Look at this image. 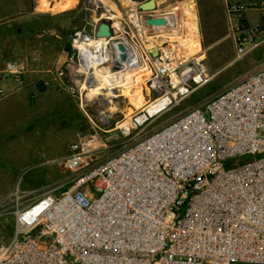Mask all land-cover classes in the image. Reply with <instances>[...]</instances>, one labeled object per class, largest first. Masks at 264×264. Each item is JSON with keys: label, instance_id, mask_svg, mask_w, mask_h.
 <instances>
[{"label": "built area", "instance_id": "built-area-1", "mask_svg": "<svg viewBox=\"0 0 264 264\" xmlns=\"http://www.w3.org/2000/svg\"><path fill=\"white\" fill-rule=\"evenodd\" d=\"M141 1L76 0L81 26L68 39L74 72L85 82L89 67L114 73L147 62L146 88L155 97L129 117L128 131L208 80L201 57L184 55L179 40L150 48L156 29H173L168 9L177 5L155 0V9L142 10ZM258 8L264 10L263 1L226 5L237 14ZM157 16L165 26L146 24ZM101 21L110 36L96 35ZM263 33V20L236 25V60ZM24 71L16 60L4 67L15 78ZM89 150L85 142L69 145L62 161L71 172L67 181L13 193L12 232L0 243V264H264V63L104 159ZM248 156L256 158L227 166Z\"/></svg>", "mask_w": 264, "mask_h": 264}, {"label": "rangeland", "instance_id": "rangeland-1", "mask_svg": "<svg viewBox=\"0 0 264 264\" xmlns=\"http://www.w3.org/2000/svg\"><path fill=\"white\" fill-rule=\"evenodd\" d=\"M43 1L53 4L56 0ZM228 1L159 0L161 7L177 5L169 8V13L186 16L183 29L188 35L179 40L178 46L185 54L201 57L208 80L179 105L154 118L142 129L130 128L128 131L119 126L146 100L148 103L155 97L146 88L148 79L145 75L150 67L145 65L146 72H140L130 65L124 71V75L132 78L144 76L139 87L141 96L118 91V96L111 97L107 93L108 98L102 97L98 94L102 93L101 87L108 92L109 86L119 83L110 80L107 84L92 85V88L99 86L97 89H88L84 75L74 72V51L68 39L81 26L80 8L79 5L73 7L74 0H60L66 9L59 12L42 6L40 0H0V82L5 89L0 96V243L7 241L12 232L11 199L17 189L27 191L56 185L71 177L62 161L72 142H85L90 153L97 159H104L264 63V42L236 60L233 38L236 25L243 21L255 23L261 18L254 19L259 14L256 9H248L242 14L228 12ZM233 1L252 3L256 7L264 2ZM189 4L194 10L189 9ZM155 32L163 37L162 33L166 34L163 44L173 41L175 35L170 28H158ZM9 60L24 63L26 70L20 79L15 80L14 76L4 72ZM147 76L149 78L150 74ZM119 89H122L120 85L117 86ZM136 99L144 103L139 104ZM256 157L232 159L227 166L240 165Z\"/></svg>", "mask_w": 264, "mask_h": 264}, {"label": "bare ground", "instance_id": "bare-ground-1", "mask_svg": "<svg viewBox=\"0 0 264 264\" xmlns=\"http://www.w3.org/2000/svg\"><path fill=\"white\" fill-rule=\"evenodd\" d=\"M75 3H76V0H74ZM173 12L177 13L178 11L177 10H174ZM182 15L184 16L183 19L182 18ZM177 15H171V19L173 21H176V22H173V30H174V33L175 35L172 37L173 38V41H176V40H183L188 34H187V31H179L181 30V28H183V24H185V15L182 14V13H179L178 14V17L175 18ZM196 17V16H195ZM180 21H179V19ZM175 19V20H174ZM184 20V21H182ZM195 20V24L198 28V22H197V18L194 19ZM186 25L189 26V21L186 22ZM181 27V28H179ZM154 33V32H153ZM161 34H156L155 37H156V41L157 43L156 44H151L150 45V48H157L161 45H163V42H164V39L166 37V34L163 32L162 35L163 36H160ZM160 38V39H159ZM186 49V47H185ZM181 51V49H180ZM183 53V52H182ZM184 55H188V54H185L183 53ZM134 66L135 68L137 67V69L140 71V72H146V66L149 68L148 64L146 61H143V62H137V63H127V66L125 67V69H129V66ZM146 65V66H145ZM124 71H120V72H110L108 70V67H100V68H96L95 66L94 67H89L88 68V75H87V79H86V84H87V87L88 89H97L99 88V86H96L95 88H92V85L96 84V83H99V85H103V84H107V82H109L110 80H113L115 83H119L120 85V88L122 87V89H119L117 90V86L119 85H111L109 86V91L107 92L106 91V88L105 87H101L102 89V93H98L99 95H101L102 97H107V93L108 95H110L111 97H115V96H118L117 95V92L118 91H125L126 94H129V95H132V96H138L140 95L141 93L139 92V87H140V84L141 82L143 81V75L141 74V76H138V77H131L130 75L127 76V75H124ZM149 74L151 73V69L149 68ZM148 73L145 75L146 76V79H149L150 78H147L148 76ZM112 81V82H113ZM105 88V89H104ZM141 88V87H140ZM143 90V89H142ZM98 91V90H97ZM142 92V91H141ZM140 93V94H139ZM103 94V95H102ZM142 95V94H141ZM140 95V96H141ZM140 98V97H138ZM137 98V99H138ZM136 99V102L139 103V104H143L144 102H140L139 100ZM142 99V97H141ZM142 101H144L142 99ZM147 100L145 102L144 105H141V107H147ZM152 105H150V107L148 108L149 109V112H152L153 110L151 109ZM128 122H129V118L125 121V123H123L122 125H120L119 127H125L126 128V125H128Z\"/></svg>", "mask_w": 264, "mask_h": 264}, {"label": "water", "instance_id": "water-1", "mask_svg": "<svg viewBox=\"0 0 264 264\" xmlns=\"http://www.w3.org/2000/svg\"><path fill=\"white\" fill-rule=\"evenodd\" d=\"M139 8L142 10H153L155 9V0H144L139 3ZM146 24L148 25H156V26H165L166 25V19L163 16H157V17H147L145 19ZM110 27L109 23L106 21H101L98 25V29L96 31V35L98 37L103 36H110ZM155 55L156 52H153Z\"/></svg>", "mask_w": 264, "mask_h": 264}, {"label": "crops", "instance_id": "crops-1", "mask_svg": "<svg viewBox=\"0 0 264 264\" xmlns=\"http://www.w3.org/2000/svg\"><path fill=\"white\" fill-rule=\"evenodd\" d=\"M40 4L42 5V6H45V7H48V8H50V9H54V10H56V11H61L62 9H66V8H63L62 7V4H61V2H60V0H56L53 4H51L49 1L48 2H46V1H43V0H40ZM256 10H258L257 12L259 13L258 15H257V17H255L254 19H259V18H261V20H263L264 21V17L262 16V9H260V8H258V9H256ZM0 17H1V14H0ZM249 19L251 18V17H248ZM1 19V18H0ZM254 19H251V20H254ZM264 42V33L260 36V40H259V43H258V45H256L252 50H254V49H256L260 44H262ZM251 51V50H250ZM26 70V69H25ZM25 72V71H24ZM23 72V73H24ZM23 73H21L19 76H18V78H15V80H18V79H20V76L23 74ZM19 84H18V81H16V87L18 86Z\"/></svg>", "mask_w": 264, "mask_h": 264}, {"label": "trees", "instance_id": "trees-1", "mask_svg": "<svg viewBox=\"0 0 264 264\" xmlns=\"http://www.w3.org/2000/svg\"><path fill=\"white\" fill-rule=\"evenodd\" d=\"M80 15H81V14H80ZM66 46H67V48H70L69 45H66Z\"/></svg>", "mask_w": 264, "mask_h": 264}]
</instances>
